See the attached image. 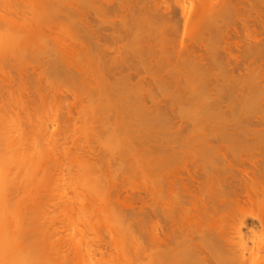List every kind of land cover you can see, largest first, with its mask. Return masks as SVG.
<instances>
[{"label": "bare ground", "instance_id": "bare-ground-1", "mask_svg": "<svg viewBox=\"0 0 264 264\" xmlns=\"http://www.w3.org/2000/svg\"><path fill=\"white\" fill-rule=\"evenodd\" d=\"M5 1H6V3H5ZM11 1L12 0H8V2H7V0H1V3H2L1 6H5V4L8 5ZM23 1L24 0H22V2ZM54 1L55 0H37V2H35L33 0L32 3L30 4V2H29L28 5L25 2L24 6L27 5L28 10L31 9V7H32V10L27 11V13L30 12V14H31L34 10L37 11L40 9H45V10H43V13H46V14L48 13L47 14L48 17L46 19H41V17H40V19L42 21L38 20V23L36 21V18L33 17L32 20H35V21H33L35 25L32 24L30 26L31 30L29 28L30 34L24 33V35L21 36V39H20V36H17V38H16V36H14V34H13V39L10 38L11 36L8 33L9 31L7 32L9 35L7 33H5L4 36H1L3 39L8 38L9 40L12 39V41L8 40L7 43L5 41V44H6L5 45L3 42L4 40L1 39V42H3V43L1 46V42H0V46L2 47V49L0 47V54L3 52L9 53V51L11 49L8 56H10V59L12 60L18 54L17 49H20V51H23L22 53L20 52V55L18 57H15V58L19 59L17 62H16L17 59L15 60V58L13 59V60H15L13 62H11V60H10V62L12 63L11 66L16 67L17 71H19L17 68H19L20 66H17L16 64H15V66H13V64L15 62L19 63L18 65H25L26 64L27 66L32 67V69H34V70L35 69L39 70V68L41 70L43 69L45 71L48 70V72L49 71L51 72L50 74H53L55 76L56 75L58 76L59 74L60 75L64 74V76H65L66 74H68V75H71V79L73 77L76 78V79H72V81L70 79H68L71 81L70 84H72L73 80H75V81L77 80V83L73 82L72 87L74 86V83H76L75 85L77 88L79 86L83 87L84 88L83 91L86 90L85 92H87V90H91L93 92L89 91V92H91L90 94L93 93L94 95H96L98 97L102 96L101 98H103V103H104V100L106 101L105 102L106 104H104L105 110L102 111V113L105 112L102 114L103 116L100 115L101 113H99V114H98V112L96 113V111L94 109L95 106L93 108L95 113L92 109L93 114H95V115L98 114L100 117H102L101 118L102 120L99 118L101 120V123H103L105 120L108 121L109 118H107V117H109V115L115 116L116 119L121 118L120 119L121 122L118 119L117 120L122 124L121 126H123V129H125L123 131L122 128H120V130L123 131V133L125 134V135H123V136H125L123 143L125 144L127 142L129 145L128 144L127 145L125 144V145L127 146L128 149H129V147H131V149H129V150H132V149H135V147H133V145L134 144L136 145V142H139V143H137V145L139 144L138 145L139 148L141 150H144L146 152V154L148 155V159L146 162L144 160L139 161V162H133V164L136 163L135 165H133V167H135L134 173H139L141 178L144 177L147 180L146 183H148L149 187L146 186L147 188L144 189L143 191H140L139 194L135 193V192L130 193L128 191V193H126V198H128V199L130 198V199L134 200V203L136 201V205L138 203L139 207H131L128 214H125V216L122 214L124 217L119 216L121 218V220L126 225V237L129 240H132V243L135 242V247H136L135 249H137V251H135L136 252L135 257L137 259L132 260L130 258L126 264H139L140 262H141L140 264H264V0H117L116 3L118 4V6L112 8V9H109V11L107 9L106 11L113 12V13L115 12V13H118V15H119L120 21H117V20L116 21L120 23L119 25L122 28L123 33H125V35L121 36V32H119L120 29L118 31L119 33L118 32L114 33V34H116V36L113 35L115 37H112V35H111L112 40L114 41V44H115V42H117L119 47L116 46L117 48L114 49L113 48L114 45H113L110 48L106 45L107 43L105 44L106 46H104V48H103V45L99 46L98 42L100 43L101 36L96 34V36L98 38L95 37V33H94L95 31H93V30L90 31L89 29L87 30L86 27L82 26V25H80V27L78 25V27L80 29H82V27L83 28L85 27L84 28L85 30H83L84 32L80 31V35H81V33H83L82 36H80L79 33H77V32L76 33L73 32V38L74 39H76L74 37V35L75 36L79 35L80 37H82V38H77V41H78V39L84 40L86 38L85 41H89V43L91 42L90 44L86 43L87 45L88 44L91 45L92 43L93 44L97 43L95 45V47H93V44L91 45L93 48L88 46L89 47L88 49H86L87 47L82 48L83 46L81 45L80 50H82L84 55L82 57L81 51L79 53V54H81V56L78 55L79 58H82V59L84 58V61L86 62V66L88 65V67H90V69L92 71V76H93V74H95V76H97V77L91 76L93 81H95L96 78L97 79L99 78V81L97 80L99 82L97 84V87H96L97 81L94 82V84H95L94 85L93 83L91 84V82H90L91 78L90 77H89V79L87 78L88 76L86 73L88 71H85L83 68L78 67L77 66L78 64L75 65L76 67H74V65L71 66L73 62L74 63H75V61L77 62L76 59H75V61H73L71 59L73 61L72 63L71 62L69 63V60H66V59L70 58L69 57V54H70L69 48L70 47L59 48L58 45H55L56 41H54L55 42V44H53L54 46L52 44H45L44 45L43 43H45V42H42V43L40 42L38 44V46H36L35 51H34L35 59L33 61V64L30 61V59L28 60L31 62L32 66H31V64H29V65L27 64L28 61H26L25 56H24V58L22 57L23 53H25V51H26V53L29 51V48H26V46H28V42H30L29 39H35V36H36V38H38L37 36L39 34H41L42 29L47 28L51 21L58 19V18H56V17H59V16H57V14H60L61 19H64L63 17L64 16L66 17L68 15L69 11H68V5L66 3L67 1L56 0V1H59L60 4H59V2H54ZM92 2H93V0H92ZM189 2H193V5L190 6ZM55 3H58V5ZM81 3H83V1ZM23 4H24V2L22 3V5L21 4L20 5L23 6ZM103 5H102V7H103ZM58 6L60 7V9H58L59 8ZM80 6L82 7V5H80ZM97 7H99V6H97ZM100 7H101V5H100ZM102 7L100 8L101 10H102ZM105 7H107V6H105ZM1 8H3V7H1ZM25 9H26V7H25ZM46 9H48V10H46ZM71 9L75 10L73 8H71ZM80 9L81 8H79V10ZM104 9H106V8H104ZM104 9H103V11H104ZM57 10H59L60 13H58ZM106 11H104V12H106ZM24 12H26V11L24 10ZM87 12H89V11L87 10ZM23 13H20L21 14L20 16L16 14V16L21 17V16H23ZM79 13H81V12H79ZM107 14H109V13H107ZM107 14H106V16H107ZM0 15H1V13H0ZM3 15L0 16V22L3 21L2 18L6 14L4 16ZM81 15H79V16L81 17ZM103 15L105 16V13ZM118 15H116V16H118ZM16 16H15V18H16ZM79 16H78V18H79ZM6 17L9 19L8 15ZM6 17L4 18V21L2 22L3 24L0 25V30H1L0 34L1 33L3 34V32H4V31L2 32V29H4V27H5L4 22L7 20ZM11 18L12 17H10V20H11ZM26 18H27V15H26ZM68 18H69V16H67V19ZM85 18H86V22H87L88 19H87V17H85ZM99 18H100V16H99ZM71 19H72V17H71ZM82 19L84 20V18H82ZM32 20H31V22H32ZM100 20H102L103 25H106L107 24L106 22H108V19H106V17L105 18L101 17ZM10 22L11 21L6 22V24H8ZM31 22L29 24H31ZM77 22H76V24H77ZM113 22L115 23V21H113ZM113 22L109 21L108 23H110L111 24L110 26L113 27L114 26ZM52 23L53 22H51L50 25H52ZM89 23H87V24H89ZM26 24H27V22H26ZM79 24H80V22H79ZM2 25L4 27H2ZM108 25L109 24H107V26ZM33 27H34V29H32ZM65 27L66 26L64 24L63 28L65 29ZM74 27H77V26H74ZM89 27L87 26V28H89ZM11 28H13V27H11ZM79 28H75V29L78 30ZM66 29H67V27H66ZM91 29H92V27H91ZM112 29H114V28H112ZM7 30H8V28H7ZM85 31L88 33H85ZM65 32H64L63 38H65L66 37L65 35H67V32L66 33ZM84 34H85V37H84ZM109 34H111V33H109ZM6 35L8 37H6ZM117 35H119V37ZM67 36H70V31H68ZM39 37H40V35H39ZM87 38H89V39H87ZM96 38L97 39L100 38L98 42H96L97 41ZM115 38L120 39V41L122 40L121 42L123 44L122 43L119 44L120 41L118 39L115 40ZM17 39H19V41H21L22 39L23 40L25 39L27 41V43L25 42L26 43L25 46H24L25 43L23 44L24 41L23 40L21 41V45L24 46L25 48L20 45V42ZM67 39H68V37H67ZM67 39L65 38L64 42H62V43L65 45H69V44H67V41L69 39L68 40ZM74 39H73V41H71V37H70L69 41H70V45H72L73 42H75L76 45H72V47L74 48V46H75V48H76L75 51H76L77 49L79 50L78 45L80 46V43H81L80 41H82V40L78 41V43H77ZM94 39H96V40H94ZM127 39H129V40L124 44L125 40H127ZM13 40L17 43L13 42ZM109 42H112V41L110 40ZM83 44H84V46H86L84 42H83ZM14 45H17V46H14ZM19 45L22 48L18 47ZM48 45L49 46L51 45L50 46L51 48H49ZM3 46H5V47H3ZM54 47L57 50H54ZM4 48H5V50H4ZM7 49H8V51H7ZM12 49H13V51H16V52H12ZM30 50H33L32 46H30ZM70 50H72V49H70ZM73 50L71 52H73ZM38 51L41 53H39ZM54 51H56V52H54ZM77 51L75 54L78 53ZM107 52L108 53L114 52L113 53L114 56L109 57L111 55V53L108 56ZM26 53L24 55H26ZM8 56L6 55L4 58H8ZM12 56H14V57L12 58ZM1 58L3 60V56H1ZM31 58L33 59V55ZM8 59H4V61H7ZM23 59L26 62L25 61L23 62ZM2 60L0 59V62ZM8 61L6 63H8ZM10 62L7 65L10 66ZM65 62H67L69 65H66L67 63H65ZM1 63H3L5 66H7L5 62H1ZM95 64H97L96 65L97 67H95ZM4 65H3V67H4ZM0 66H1V64H0ZM0 68H2V67H0ZM21 68H19V69H21L23 72L30 71V70H26V69H25L26 71H24L23 66H21ZM4 69H7V68L5 67ZM2 71H3V68H2V70H0V72L2 73ZM7 71H9V70H7ZM22 71H20V72H22ZM31 72H28V73H31ZM35 73H36V71H35ZM39 73L41 75L42 71L38 72V74ZM2 74H6V71H5V73H2ZM11 75L12 74L10 73V77H11ZM24 75H25V73H24ZM26 75L28 76L29 74H26ZM40 75H38V76H40ZM60 75H59V77H60ZM90 75L91 74H89V76ZM8 78H9V76H8ZM21 78H23V77H21ZM43 78H44V76H43ZM69 78H70V76H69ZM37 79H39V78H37ZM51 79H52V76H51ZM9 80H10V78H9ZM18 80H19V78H18ZM26 80H27V77H26ZM26 80H25V82H27ZM41 80H43V79H41ZM49 80H50V78H49ZM61 80H63V79L61 78ZM66 80H67V78H66ZM3 81L6 82L5 80H3ZM23 82L24 81H21L20 84H22ZM54 82L55 83H53V84L55 85L57 81L55 80ZM59 82H61V81H59ZM78 82L80 83L79 86H77ZM29 83H30V80H29ZM20 84H18V85L22 86ZM24 84L27 85V83H24ZM24 84L22 87L23 88L27 87ZM47 85H46V87H47ZM51 85H49V86H51ZM92 85H94L96 89L93 88L94 86H92ZM1 86L3 87L5 85L2 84ZM91 86L93 89L91 88ZM6 87L7 86H5V88ZM8 87L10 88V86H8ZM16 87H17V84L15 85V88ZM33 87H34V85H33ZM54 87H56V86H54ZM54 87L52 90H54ZM67 87L70 88L71 86L67 85ZM9 88H7V90ZM12 88L14 89V87H12ZM12 88H11V91H12ZM23 88L22 89L19 88V90H25ZM59 88H57V89H59ZM69 88H68V91H69ZM42 89H43V87H42ZM75 90H76V88L74 89V93H73L74 94L73 95L74 100L76 98L75 93L79 91L78 90L75 92ZM11 91L8 90L7 93L11 92ZM16 91H17V89H16ZM26 91L31 92V89L30 90L27 89ZM57 91H59V90H57ZM61 91H62V89H61ZM1 92L2 91H0V93ZM66 92H67V90H66ZM69 92L71 94L70 96H72L71 90ZM7 93L4 94L5 96L2 95V98L9 96V93H8V95H7ZM17 93H19V91ZM26 94H27V92H26ZM66 94L69 95V93H66ZM79 94H81V93H79ZM82 94H81V96H82ZM90 94H88V95H90ZM93 94L90 95L89 97H88V95L86 96L84 94L83 97L86 96L88 99L90 97H92L94 99L96 96H94ZM77 95H78V93H77ZM112 95H114V96H112ZM12 96H14L13 93H12ZM70 96H69V98H70ZM18 97H19V95H18ZM39 97L41 98V96H39ZM77 97L80 98L79 96H77ZM2 98H1V100H2ZM10 98H13V97H10ZM58 98H59V96H58ZM63 98H65V97H63ZM83 99H86V98H82L81 100H83ZM13 100L16 101L15 98ZM5 101L3 103H5ZM25 101H26V98H25ZM7 102L8 101H6V103ZM76 102L72 101L71 104L75 105ZM122 102H124L125 104L123 105ZM18 103H20V102H18ZM18 103H16V106ZM58 104H59V102H58ZM96 104H97V102H96ZM69 105H70V103H69ZM74 105H72V106H74ZM115 105H119L118 108H117V106L115 107ZM122 105L123 106L126 105V109L125 108L123 109ZM16 106H15V109H16ZM62 106H63V104H62ZM56 107H57V105H56ZM114 107L117 108L116 111H114V109H115ZM62 108H60V109H62ZM67 108H68V106H67ZM106 108L108 109V111ZM120 108H122V109H120ZM24 109L26 110L25 106H24ZM65 109H66V107H65ZM69 109H70V107H69ZM102 109H103V107H102ZM27 110H28V108H27ZM122 110H124V111L122 112ZM92 111H91V113H92ZM8 112H9V107H8ZM11 113H12V111H11ZM59 113H60V111H59ZM59 113L56 116H58ZM62 113H63V111H62ZM88 113H89V111H88ZM93 114H92V116H93ZM95 115H94V117H95ZM8 116H10V115H8ZM56 116L54 118H57ZM67 117L70 118V121H71V119L73 120L75 118V117L73 118L71 112H69V116L67 115ZM60 118L63 121V119H62L63 116L61 117V115H60ZM96 118L98 119V117H96ZM116 119H115V121H116ZM59 120H57V122ZM61 120H60V122H61ZM46 121L47 120H45L44 122H46ZM93 121H95V123H96V120H93ZM135 121L136 122L139 121L138 124H140L141 127L140 126L138 127V125H136L134 123ZM66 122L64 123L65 126L68 124ZM119 122H117V124L116 123L115 124L119 125L118 124ZM129 122H131L132 129L136 128L135 129V134H136L135 137L137 139H135V140H133L134 136L133 137L131 136V138L129 136H127V134H128L127 131L130 128ZM37 123H39V121ZM101 123H99L97 125L99 128L96 129L94 127L95 128L94 131L101 128V126H100ZM64 124H62V125L60 124V125L63 126ZM107 124H108V122H107ZM39 125H41V124H39ZM44 125H45V123H44ZM20 127H23V126L20 125ZM103 127L104 126H102V128ZM112 128H114V127H112ZM112 128L109 127L108 129H112ZM115 128L117 129V127H115ZM115 128H114L113 132L116 131ZM62 129L65 130L63 127H62ZM105 129L107 132V127L106 128L104 127L103 130H105ZM3 130H4V128L1 130V132ZM10 130H11V128H10ZM72 130H70V128H69V132ZM75 130H77V129H75ZM130 130H131V128H130ZM12 131H14V130H12ZM34 131H36V130H34ZM54 132H55V130H54ZM103 132H105V131H103ZM131 132L134 133V130H131ZM2 133H0V136H1L0 138L2 139V141L4 140V142L6 141V144L8 143V145H11L12 144L11 141H10V143L7 141L11 140L9 138L11 137L13 132H10L11 135L9 134V132L3 133V134ZM32 133H31V135H32ZM40 133H41V131H40ZM63 133H64V131H63ZM7 134H9V135H7ZM49 134H50V132H49ZM67 134L68 133H66L65 136L67 137V140H68L69 136H67ZM101 134H100V136H101ZM61 135H62V133H61ZM96 135L97 134H95V136ZM38 136L39 135H37L35 137L37 138ZM12 137H14V136H12ZM66 137H65V139H66ZM127 137H129L128 141H125L127 139ZM43 138H44V136H43ZM47 138H49V136ZM51 138H52V136H51ZM51 138H49V139H51ZM73 138H74V135H73ZM98 138H99V136H98ZM121 138H122V136H121ZM1 139H0V142H2ZM129 139H130V142H129ZM31 140H33V139H31ZM31 140H30V143H31ZM61 140L64 141V139H61ZM132 140H133V142L135 141V143L132 144L131 143ZM136 140H138V141H136ZM25 141H26V139H25ZM46 141H47V139H46ZM36 142H37V140H36ZM38 142H40V141H38ZM42 142H43V140L40 142V144ZM34 143H35V140H34ZM6 144L4 143V145H6ZM57 144H58V139H57L56 145ZM64 144H65V142H64ZM26 145H27V143H26ZM98 145H97V147H98ZM35 146H37V145H35ZM23 147H22V149H23ZM26 147H28V146H26ZM91 147H92V145H91ZM123 147H121V148H123ZM76 148H77V146H76ZM76 148L74 147L73 149H76ZM127 148H126V150H124V152L128 151ZM139 148L137 147V149H139ZM22 149H19V151ZM59 149H61V148H58V150ZM120 150L122 152V149H120ZM141 150H139L140 153H141ZM4 151H5V149H4ZM86 152L87 153L91 152V149H86ZM94 152H95V150H94ZM118 152H120V151H118ZM17 153H19V152L17 151ZM17 153H15V154H17ZM21 153H23V152H21ZM127 153L130 154V152H127ZM100 154H102V153H100ZM89 155H91V154H89ZM112 155H114V154H112ZM97 156H98V154H97ZM102 156H104V155H102ZM118 156H117V158H118ZM85 158H87V157H85ZM129 158L130 157H128V160H130ZM27 159H29V158H27ZM110 159H111V157H110ZM120 159H123V158L120 157ZM80 160H81V158H80ZM117 160L119 162H122V160H119V159H117ZM112 161L115 162V158H114V160L112 159ZM132 161H134V160L132 159ZM26 162L28 163V161H26ZM93 162H94V160H93ZM89 163L90 162H88V164ZM124 163H127V162H125L123 160L122 166ZM99 164H101V163L99 162ZM63 165H65V164H63ZM90 165H92L91 168L93 167L94 172L96 169L97 170L99 169L98 164L93 163ZM124 166L126 167V165H124ZM123 167L121 168V171L123 170ZM125 167H124V169H125ZM128 167H131V169L133 170V167L130 164V161L127 165V168ZM59 169H60V167H59ZM108 169L110 170V167ZM99 170H101V169H99ZM130 170L128 169L127 171H124L125 173L124 172L123 173L126 174L129 172V175H130ZM3 172H2V174H4ZM74 172H76V171H74ZM94 172H92V174ZM103 172H104V170H103ZM112 172H114V171H112ZM118 172H117V177H118ZM114 175H115V173H114ZM135 175L133 174V176H135ZM23 176H21V177H23ZM79 176H80V174H79ZM107 176H108V174H107ZM119 176H120V174H119ZM112 177H114V176H112ZM136 177H134V178H136ZM141 178H139L138 180H140ZM10 179H11V177H10ZM45 179H44V181H45ZM12 180H11V182H12ZM46 180H48V179H46ZM113 180H114V178H113ZM119 180H120V178H119ZM119 180H118V182H119ZM21 181L24 182V181H26V179L21 180ZM73 181H75V180H73ZM107 181H109V180H107ZM110 181H111V179H110ZM16 182L17 181L14 180L15 184H16ZM146 183H145V185H146ZM24 184H25V182H24ZM39 185L40 184L38 183V186ZM20 186H18V187H20ZM25 186H28V185H25ZM122 187H125V186H122ZM122 187L120 189H124ZM12 188L17 190V188H15L13 186H12ZM25 188H27V187H25ZM21 189H23V188H21ZM9 190H11V189H8V191ZM27 190H28V188H27ZM83 191H85V190H83ZM73 192H75V191L73 190ZM77 192H75V194ZM120 192H122V191L118 190L116 192V194L114 193L116 195L115 198H117L116 199L117 202L120 201V199H119L120 198L119 196L121 195ZM11 193H13V191H11ZM9 195L12 196V194H9ZM23 195L24 194H22V196ZM86 195H87V193H86ZM11 196H9L10 198L7 200V203L9 204V206H8V204L6 205V203H5L6 209L8 207V210L11 207V203L12 202L14 203L15 199L17 198V195H15V193L12 196L13 200L11 199ZM14 196H16V198ZM61 196H62V194H61ZM101 196H102V194H101ZM105 196H106L107 202L111 201L110 195L105 193L104 198H105ZM122 196H124V195H122ZM87 197H88V195H87ZM96 197H97V195L94 198H96ZM126 198H124V199H126ZM19 199H18V202H19ZM9 200H12V202L11 201L9 202ZM87 200L89 201V204H92L93 203L92 201L96 202L95 199L89 200V198H87ZM82 201H85V200H81V202ZM106 201H104V202H106ZM73 202H74V200H73ZM13 203H12V205H13ZM41 203H43V202H41ZM126 203H128V202H126ZM87 204H88V202H87ZM87 204L85 203V205H87ZM88 205L85 206L84 208L86 209L88 207L89 209H92V210L95 209V207L93 206L94 204H92L93 208L91 206L89 207ZM97 205L99 206V204H97ZM106 205H104V206L106 207ZM72 206H73V204H72ZM18 207L16 208V210L21 208L20 206H18ZM69 207H68V209H69ZM109 207H110V205H109ZM100 208H101V206H100ZM3 209H4V207H3ZM85 209H83V211ZM5 210H2V211L4 212ZM8 210H7V215H8ZM16 210L13 212H16ZM100 210H103V208ZM105 210L107 211V207L105 208ZM30 211H31V209H30ZM75 211H77V210H75ZM3 212L1 213V215L4 214ZM100 212H102V211H100ZM22 213H24V212L22 211ZM107 213H108V211H107ZM110 214L111 213H108L107 215L110 216ZM112 214L114 216H116L114 210H113ZM20 215H17V216H20ZM87 215H88V213H87ZM107 215H106V218H107ZM7 218H8V216L6 217V220H7ZM88 218H87V220H88ZM32 219L33 218H31V220ZM100 219H104V217L100 218ZM114 219H115V217H114ZM31 220H30V222L28 221V223L30 225H31ZM34 220H37V219H34ZM108 220H111L110 217L107 218L106 221H108ZM8 221H9V219H8ZM73 221H76V220H73ZM81 221H83V220H81ZM106 221H104V222H106ZM17 223H18V221L15 222L16 226L18 227V224H21L23 222L18 223V224ZM107 223H106V225H108ZM6 224H4V225H6ZM15 224H14V226H15ZM40 225H42V224L40 223ZM22 226L23 225L19 226L20 230H21ZM26 226H27V224L24 226V228H26ZM36 226H37V224H36ZM94 226L93 227L91 226V227L94 228ZM33 227L36 229L35 226H33ZM119 227H120V225H119ZM11 228H12V225H11ZM20 230H17V231H20ZM26 230H28V228ZM65 230H67V229H65ZM1 231H3V227H2V230L0 228V232ZM96 231H97V229H96ZM7 232H9V231H7ZM66 232H70V231H66ZM14 233H12V235L13 236L15 235L16 237H18V235H16V233L15 234ZM20 233H19V235L21 238ZM25 233H27V231H25ZM31 233L29 232L30 236H31ZM64 233H60V234H64ZM75 233H77V232H75ZM120 233H122V232H120ZM4 234H5V232H4ZM36 234H37V232H36ZM6 235L7 234H5V236ZM13 236H11V237L13 238ZM27 236L29 238V235L26 234V237ZM1 239L4 240V238H2V237H1ZM5 241H7V239ZM15 241H17V239ZM29 241H30V239H29ZM109 241H111V240H109ZM18 243H21V242L19 241ZM25 243L26 242H24V244ZM35 243H36V241H35ZM96 243H98V242H96ZM105 243H108V242L105 241ZM6 244H8V243H6ZM32 244H33V242H32ZM110 244H111V246H113L112 245L113 241H111ZM102 246L104 247L105 245H102V243H100V245L97 248L96 247L95 248L98 249V251H100ZM89 247H91V246H89ZM106 247L109 248V246H106ZM17 248H19V247H17ZM62 249H63V247H62ZM15 250H17V249H15ZM23 250L26 251L25 249H23ZM141 251H143V252L141 253ZM90 252H91V249H90ZM0 253L2 254V251H0ZM3 253H6V252L3 251ZM18 253H19V251H18ZM20 253H21V251H20ZM25 255H26V253H25ZM94 255H96V254H94ZM10 256L13 257L12 255H10ZM21 256H22V254H21ZM57 256L61 257L60 253L58 255H56L55 257H57ZM74 257H75V255H74ZM77 257H78V254H77ZM99 258H100V256H99ZM1 259L4 260L3 257ZM1 259H0V263L4 264ZM6 259H5V261H6ZM36 259H38V258H36ZM55 259L53 258L51 260L54 262L52 264H55V262H58V264L59 263L64 264V262L62 260V259H64V256H63V258L57 257V259H58L57 261H55ZM68 260H69V258L67 260H65V262ZM137 260H140V262ZM12 261H13V259H12ZM12 261H10V263H8V264H11V263L13 264ZM21 261H20V263H21ZM39 261H40V259H39ZM82 261H83V259H82ZM36 262H37V260H36ZM87 262H85V264H87ZM6 263H7V261H6ZM22 264H24V263H22ZM66 264H68V263H66Z\"/></svg>", "mask_w": 264, "mask_h": 264}, {"label": "rangeland", "instance_id": "rangeland-1", "mask_svg": "<svg viewBox=\"0 0 264 264\" xmlns=\"http://www.w3.org/2000/svg\"><path fill=\"white\" fill-rule=\"evenodd\" d=\"M21 3H20V2ZM29 0H24L23 2H24V4H23V6H21L22 5V0H12L8 5L7 4H5V6H1L2 5V3H1V0H0V6L1 7H3V8H1L0 9V13H1V15L0 16H2L3 14L5 15H3L4 17L2 18L3 19V21H4V18L8 15V17H9V19L6 17V21L4 22L5 24H4V26L2 25V27H4V29H2V32H3V34L1 33L0 34V42H1V39L2 40H4L3 42H4V44H5V41H6V43H7V41L9 40L8 38H6V37H8L7 35H6V39H3L1 36H4V34L5 33H7L8 31V33L10 34V38H12L13 39V34H14V36H16V38H17V36H20V39H21V36H23L24 35V33L25 34H30L29 33V31L31 30V25L32 24H34V22L33 21H35V20H32L33 19V17H35L36 18V21H37V23H38V20H41V19H46L48 16H47V14L46 13H43V10H45V9H40V10H37V11H33L31 14H30V12H28L27 13V11H29V10H32V7H31V9H29L28 10V8H27V5L29 4V2H30V4L32 3V1L33 0H30L29 2H28ZM35 2H37V0H34ZM59 1H62V0H59ZM59 1H54V2H59ZM65 1H67L66 3H67V5H68V15L67 16H69V18L67 19V16L65 17H63L64 19H61L60 18V14H57V16H59V17H56V18H58V19H55L54 21H51V22H53L52 23V25H50V23H49V26L47 27V28H44V29H42V32H41V34H39L40 35V37H39V35L37 36L38 38H36V36H35V39H29V41L30 42H28V46H26V48H29V51L26 53V51H25V53H26V55H24L25 53H23V58H24V56H25V59H26V61H28L29 59H30V61L32 62V64H33V61H34V59H35V53H34V51H35V48H36V46H38V44L41 42H45V43H43L44 45L45 44H55V42L54 41H56V44L55 45H58V47L59 48H61V47H70L69 48V59H66V60H69V63L71 62H73V61H75V59L77 60V62L75 61V63L73 62L72 63V65L71 66H73L74 65V67H76L75 65H77L78 67H80V68H83L85 71H88L86 74H87V78L89 79V77L91 78V76H92V71H91V69H90V67H88V65L86 66V62L84 61V58L82 59V58H79L78 57V55H80L81 56V54H79L80 53V51H81V53H82V57H83V55H84V53L82 52V50H80V47H81V45L83 46L82 48H85V47H87L86 49H88L89 47H92L91 45L93 44H91V45H89L90 43H89V41H85V39L84 40H82V39H78V41H80V40H82V41H80L79 43H80V46L78 45V48H79V50L77 51L78 53L77 54H75L76 53V51H75V46H74V48L72 47V45H76L75 44V42H73V44L72 45H70V37H71V41H73V32H77V33H79V35H80V31H83V30H85L84 28L86 27V29L88 30H90V31H95L94 33H95V37H97L96 36V34L97 35H100L101 36V39H100V43L98 42L99 41V39H97V41L96 42H98V44H99V46L100 45H103V48H104V46H108V47H112L113 45V48L115 49V48H117L116 46H118V44H117V42H115V44H114V41L112 40V37H115L116 36V34H114V33H117L118 31H119V29H120V31L119 32H121V36H123V35H125V33H123V30H122V28L120 27V23L119 22H117V21H120V18H119V15H118V13H113V12H108L109 11V9H112V8H114V7H117L118 6V4L116 3L117 2V0H93V2H92V0H65ZM83 1V3H81ZM85 1V2H84ZM90 1V2H89ZM99 1V2H98ZM107 1V2H106ZM4 2V1H3ZM7 2H8V0H7ZM25 2H26V6H24L25 5ZM28 2V3H27ZM53 2V3H54ZM92 2V3H91ZM109 2V3H108ZM5 3H6V1H5ZM77 3V4H76ZM100 3V4H99ZM104 5H103V4ZM190 4V6L191 5H193V2H189ZM192 3V4H191ZM21 4V5H20ZM55 4H57L58 5V3H55ZM59 4H60V2H59ZM94 4V5H93ZM107 4V5H106ZM117 4V5H116ZM80 5H82V7L80 6ZM90 5V6H89ZM93 5V6H92ZM100 5H101V7H102V5H103V7H102V10L100 9L101 7H100ZM114 5V6H113ZM97 6H99V7H97ZM105 6H107V7H105ZM113 6V7H112ZM24 7V8H23ZM25 7H26V9H25ZM30 7V6H29ZM59 7V6H58ZM73 8V9H75V10H72L71 8ZM76 7V8H75ZM79 8H81L80 10H79ZM88 8V9H87ZM96 8V9H95ZM104 8H106V9H104ZM23 9V10H22ZM58 9H60V7L58 8ZM103 9H104V11H106L107 9H108V11H106V12H104L103 11ZM24 10L26 11V12H24ZM46 10H48V9H46ZM71 10V11H70ZM82 10V11H81ZM87 10L89 11V12H87ZM101 10V11H100ZM24 13H23V12ZM42 11V12H41ZM75 11V12H74ZM100 11V12H99ZM40 12V13H39ZM46 12V11H45ZM48 12V11H47ZM57 12L58 13H60L59 12V10H57ZM79 12H81V13H79ZM87 12V13H86ZM105 13V16L103 15L104 13ZM19 13V14H18ZM20 13H23V16H21V17H19L21 14ZM39 13V14H38ZM72 13V14H71ZM97 13V14H96ZM100 13V14H99ZM107 13H109V14H107ZM113 13V14H112ZM16 14L17 15H19V16H16ZM46 14V15H45ZM74 14V15H73ZM83 16H82V15ZM85 14V15H84ZM106 14H107V16H106ZM118 15V16H116V15ZM26 15H27V18H26ZM34 15V16H33ZM79 15H81V17L82 18H84V20L79 16ZM97 15V16H96ZM111 15V16H110ZM15 16H16V18H15ZM76 16V17H75ZM78 16H79V18H78ZM99 16H100V18L101 17H103V18H105L106 17V19H108V22L110 21V22H113V21H115V23L117 24H115L114 22V26L112 27V26H110L111 24L110 23H108V22H106L107 24H109L108 26H107V24L106 25H103V22H102V20H100V18H99ZM116 16V17H115ZM10 17H12L11 18V20H10ZM18 17V18H17ZM40 17H41V19H40ZM55 17V16H54ZM71 17H72V19H71ZM85 17H87V22H86V18ZM112 19H111V18ZM114 17V18H113ZM16 20H15V19ZM24 18V19H23ZM66 18V19H65ZM98 18V19H97ZM27 19V20H26ZM60 19V20H59ZM71 19V20H70ZM81 21H80V20ZM111 19V20H110ZM119 19V20H118ZM31 20H32V22H31ZM79 20V21H78ZM117 20V21H116ZM2 21V22H3ZM9 21H11L10 23H8V24H6V22H9ZM14 21V22H13ZM27 22V24H26V22ZM42 21V20H41ZM78 21V22H77ZM106 21V20H105ZM2 22H0V25L1 24H3ZM25 22V23H24ZM31 22V24H29ZM40 22V21H39ZM76 22H77V24H76ZM79 22H80V24H79ZM90 22V23H89ZM13 23V24H12ZM15 23V24H14ZM87 23H89V24H87ZM105 23V22H104ZM29 24V25H28ZM64 24H65V26L67 27V29H66V27H65V29L63 28L64 27ZM84 24V25H83ZM101 24V25H100ZM28 25V26H27ZM35 25V24H34ZM33 25V26H34ZM63 25V26H62ZM77 26V27H74V26ZM78 25H79V27H80V25H82V26H85L84 28L82 27V29H80L79 27H78ZM89 27V28H87V26ZM10 26V27H9ZM71 26V27H70ZM8 28V30H7V28ZM11 27H13V28H11ZM35 27V26H34ZM34 27L32 28V29H34ZM51 27V28H50ZM73 27V28H72ZM91 27H92V29H91ZM109 27V28H108ZM116 27V28H115ZM11 28V29H10ZM29 28H30V30H29ZM50 28V29H49ZM64 30H63V29ZM75 28H79L78 30L77 29H75ZM112 28H114V29H112ZM67 32V35H68V31H70V36H67V35H65L66 37V39H67V37H68V41H67V44H69V45H65V44H63L62 42H64V39L65 38H63L64 37V32ZM74 30V31H73ZM86 30V31H87ZM116 30V31H115ZM85 31V33H88V32H86ZM89 31V32H90ZM0 32H1V30H0ZM65 32V33H66ZM72 32V33H71ZM84 32V31H83ZM118 32V33H119ZM7 33V34H8ZM109 33H111V34H109ZM8 34V35H9ZM17 34V35H16ZM43 34V35H42ZM79 35H77V36H75L74 35V37L76 38V39H74L77 43H78V41H77V38H82V37H80V36H82L83 35V33H81V35L79 36ZM111 35H112V37H111ZM113 35H115V36H113ZM79 36V37H78ZM87 36V35H86ZM99 36V37H100ZM118 37H119V35H117ZM84 37H85V34H84ZM88 37V36H87ZM104 37V38H103ZM110 37V38H109ZM49 38V39H48ZM107 38V39H106ZM12 39H10L9 41H12ZM52 39V40H51ZM54 39V40H53ZM87 39H89V38H87ZM96 39H94V40H96ZM118 38H115V40H117ZM18 41H19V39H17ZM23 40V39H22ZM21 40V41H22ZM112 41V42H109V41ZM119 41H120V39H118ZM129 39H127V40H125V42H124V44L128 41ZM21 41H19L20 42V45H21ZM24 42H23V44L26 42L27 43V41L24 39L23 40ZM52 41V42H51ZM118 41V42H119ZM122 41V40H121ZM119 42V44L120 43H122V42ZM3 42H1V46H2V43ZM13 42H15L14 40H13ZM83 42L85 43V45L86 46H84V44H83ZM104 42V43H103ZM15 43H17V42H15ZM26 43L24 44V46L26 45ZM58 43V44H57ZM72 43V42H71ZM86 43H89L88 45L86 44ZM107 43V44H106ZM11 44V43H10ZM97 44V43H96ZM95 43L93 44V47H95V45H96ZM106 44V45H105ZM109 44V45H108ZM123 44V43H122ZM6 45V44H5ZM9 45V44H8ZM13 45V44H12ZM18 46V47H21V46ZM62 45V46H61ZM0 46V47H1ZM14 46H17V45H14ZM13 46V47H14ZM24 46H22V47H24ZM30 46H32L33 47V50H30ZM51 46V45H50ZM49 45H48V47L49 48H51ZM54 46V45H53ZM52 46V47H53ZM89 46V47H88ZM3 47H5V46H3ZM10 47V46H9ZM21 47V48H22ZM77 47V46H76ZM92 47V48H93ZM119 47V46H118ZM15 48V47H14ZM25 48V47H24ZM23 48V49H24ZM112 48V49H113ZM1 49H2V47H1ZM17 49V48H16ZM22 49V50H23ZM70 49H74L73 50V52H71L72 50H70ZM85 49V50H86ZM4 50H5V48H4ZM3 50V51H4ZM54 50H57L55 47H54ZM60 50V49H59ZM7 51H8V49H7ZM10 51H11V49H10ZM10 51H9V53H10ZM12 52H16V51H13V49H12ZM11 52V53H12ZM20 52L22 53L23 51H20V49H17V56H15V57H18L19 55H20ZM39 52V51H38ZM37 52V53H38ZM54 52H56V51H54ZM4 53V54H3ZM3 53H1L0 54V59L2 60V58H1V56H3V60L1 61V62H7L8 60V63H6V65L7 64H9V62H10V56H8L9 55V53H5V52H3ZM39 53H41V52H39ZM110 53L111 52H107V55L109 56L110 55ZM114 52H112L111 53V55L109 56V57H113L114 56V54H113ZM15 54V55H16ZM74 54V55H73ZM8 56V58H4L5 56ZM14 55V54H13ZM22 55V54H21ZM32 55H33V59L31 58L32 57ZM37 56V55H36ZM39 56V55H38ZM14 56H12V58H13ZM14 57V58H15ZM29 57V58H28ZM13 58V59H14ZM28 58V59H27ZM78 58V59H77ZM4 59H8L7 61H4ZM11 60V62H13V61H15L17 58H15V60ZM73 61H72V60ZM19 59H17L16 60V62L18 61ZM21 60V59H20ZM25 60L23 59V62H24ZM25 61V62H26ZM30 61H28V65L29 64H31V62ZM0 62V64H1V66L0 67H2L3 68V71H2V73H5V71H6V74H2L1 72H0V84L2 85H5V86H7L6 88H5V86H1L0 85V91H2L4 94H6L7 93V91L8 90H10L11 91V88L12 87H14V89L12 88V93H13V95L14 96H12V93L11 92H8L9 93V96H7V97H3L2 98V95L3 96H5L2 92L0 93V133H8L9 132V134H10V132H13L12 133V135H11V137L12 136H14V137H10L9 139H11V140H9V141H7V142H9L10 143V141H11V145H8V143L6 144V141L4 142V140L2 141V139H1V141L2 142H0V228H1V230H2V227H3V231H1L0 232V251H2V254L0 255V257L2 258L3 257V259L4 260H2L1 258V260L3 261V263L4 264H8V263H10V261H12V259H13V264L15 263V264H22V263H24V264H52V263H54L53 261H51L53 258L55 259V261H57L58 259H57V257L58 258H63V256H64V259L65 260H67L68 258H69V260L68 261H66L65 262V260L64 259H62L63 260V262H64V264H66V263H68V264H85V262H87V264H126L127 262H128V260L131 258L132 260L134 259V260H136L137 258L135 257V251H137V249H135L136 247H135V242H133L132 243V240H129L127 237H126V225H125V223L121 220V218L120 217H124L125 216V214H128L129 213V211H130V208L131 207H139L138 205V203H137V205H136V201H135V203H134V200H132V199H128V198H126V193H128V191L131 193H133V192H135V193H138L139 194V192L140 191H143L144 189H146L147 187H149V185H148V183H146L147 182V180L144 178V177H140V174L139 173H134V168L135 167H133V165H135V164H133V162H139V161H142V160H144L145 162L147 161V159H148V155L146 154V152L144 151V150H141L140 148H139V144L137 145V143H139V142H136V145L134 144L133 145V147H135V149H132V150H129V149H131V147H129V149L127 148V142L124 144L123 142V140L125 139V136H123V135H125L124 133H123V131L125 130V129H123V126H121L122 124L120 123L121 121H120V119L121 118H117L116 119V117L115 116H110L109 115V117H107V118H109L108 119V121H106L105 119V121L103 122V123H101V118L102 117H100L98 114L99 113H101L100 115L101 116H103L102 114L103 113H105V112H103L102 113V111L103 110H105L104 109V104H106L105 102V100H104V103H103V98H101L102 96H96V95H94L93 93V95L94 96H96L94 99L92 98V97H90L89 99L86 97L88 94H90L91 92H93V91H91V90H87V92H85V91H83V87H80L79 85H80V83L78 82V84H77V86H79L78 88L76 87V83H77V80L75 81V80H73V82H76V83H74V86L72 87V85H73V82H72V84H70L71 83V81H72V79H76V78H72L71 79V75H68V74H66L65 76H64V74L63 75H60V77H59V75L57 76H55V75H53V74H50L51 72L49 71L48 72V70H41L40 68H39V70L38 69H32V67H29V66H27L26 64V66L25 65H18L19 63H14L13 64V66H15V64L17 65V66H20L19 68H21V66H23V70L24 71H26V70H30V71H28V72H31V73H28L27 71L26 72H23L21 69H19V68H17L19 71H17L16 70V67H12L11 66V62H10V66L9 65H7V66H5L3 63H1ZM65 63H67V62H65ZM32 64H31V66H32ZM82 64V65H81ZM3 65H4V67H3ZM66 65H69L68 63L66 64ZM97 64H95V67H97L96 66ZM7 68V69H4V68ZM2 68H0V70H2ZM14 68V69H13ZM13 69V70H12ZM26 69V70H25ZM78 69V68H77ZM82 69V70H83ZM7 70H9V71H7ZM34 70V71H33ZM93 70V69H92ZM20 71H22V72H20ZM35 71H36V73H35ZM42 71V73H41V75H40V73L38 74V72H41ZM44 71V72H43ZM84 71V72H85ZM100 71V70H99ZM34 72V73H33ZM48 72V73H47ZM96 72V71H95ZM10 73L12 74L11 75V77H10ZM24 73H25V75H24ZM23 74V75H22ZM26 74H29L28 76L26 75ZM35 74V75H34ZM43 74V75H42ZM89 74H91L90 76H89ZM31 75V76H30ZM38 75H40V76H38ZM46 75V76H45ZM48 75V76H47ZM97 75V74H96ZM8 76H9V78H10V80H9V78H8ZM27 77V80H26V77ZM30 76V77H29ZM35 76V77H34ZM42 76V77H41ZM43 76H44V78L46 79H44L43 78ZM51 76H52V79H51ZM62 76V77H61ZM69 76H70V78H69ZM14 77V78H13ZM19 78V80H18V78ZM21 77H23V78H21ZM57 77V78H56ZM92 77H97V76H95V74H93V76ZM2 78V79H1ZM4 78V79H3ZM6 78V79H5ZM14 80H13V79ZM21 78V79H20ZM25 78V79H24ZM31 78V79H30ZM35 78V79H34ZM37 78H39V79H37ZM43 79V80H41V79ZM49 78H50V80H49ZM61 78L63 79V80H61ZM65 78V79H64ZM66 78H67V80H66ZM24 79V80H23ZM30 80V83H29V80ZM58 79V80H57ZM68 79H70V80H68ZM3 80H5L6 82H4ZM8 80V81H7ZM13 80V81H12ZM25 80L27 81V82H25ZM57 81L56 82V84L54 85L53 83H55L54 81ZM99 81V78L97 79H95V81ZM11 81V82H10ZM16 81V82H15ZM21 81H24L22 84H20L21 83ZM46 81V82H45ZM59 81H61V82H59ZM64 81V82H63ZM95 81H93V79L91 78L90 79V82H91V84L93 83L94 84V82ZM96 82V87H97V84L99 83V82ZM2 82V83H1ZM67 82V83H66ZM5 83V84H4ZM13 85H12V84ZM24 83H27V85L26 84H24ZM45 83V84H44ZM48 85H47V84ZM63 83V84H62ZM11 84V85H10ZM17 84V87L15 88V85ZM18 84H20V85H22L23 86V84L25 85V86H27V87H25V88H23L22 86H19ZM53 86H52V85ZM61 84V85H60ZM32 85V86H31ZM33 85H34V87H33ZM46 85H47V87H46ZM49 85H51V86H49ZM67 85L68 86H71L70 88L69 87H67ZM95 85V84H94ZM94 85H92V86H94ZM8 86H10V88L8 87ZM29 86V87H28ZM54 86H56V87H54ZM66 88H65V87ZM92 86H91V88H92ZM40 87V88H39ZM42 87H43V89H42ZM50 87V88H49ZM52 87V88H51ZM53 87H54V90H52L53 89ZM62 89V91H61V89ZM63 87V88H62ZM2 88V89H1ZM4 88V89H3ZM7 88H9L8 90H7ZM19 88L20 89H25V90H19ZM57 88H59V89H57ZM68 88H69V91L71 90V93H72V96H70L71 94H70V92L68 91ZM76 88V90H75V92L76 91H78V92H76L75 94H76V98H75V100L77 101H75L73 98H74V89ZM80 88V89H79ZM93 88H95V86L93 87ZM92 88V89H93ZM16 89H17V91H16ZM30 90L31 89V92H29V91H26V90ZM38 89V90H37ZM41 89V90H40ZM56 89V90H55ZM67 90V92H66V90ZM96 89V88H95ZM5 90V91H4ZM33 90V91H32ZM47 90V91H46ZM57 90H59V91H57ZM73 90V91H72ZM81 90V91H80ZM19 91V93H17ZM89 91H91V92H89ZM26 92H27V94H26ZM36 92V93H35ZM40 92V93H39ZM45 92V93H44ZM61 92V93H60ZM65 92V93H64ZM85 92V93H84ZM8 93H7V95H8ZM54 93V94H53ZM59 93V94H58ZM66 93H69V95H67ZM77 93H78V95H77ZM79 93H83L82 94V96H81V94H79ZM88 93V94H87ZM41 94V95H40ZM66 94V95H65ZM84 94L86 95L85 97H83L84 96ZM92 94H90V95H92ZM18 95H19V97H18ZM30 95V96H29ZM34 95V96H33ZM59 96V98H58V96ZM90 95H88V97L90 96ZM39 96H41V98L39 97ZM43 96V97H42ZM46 96V97H45ZM69 96H70V98H69ZM77 96H79L80 98H78ZM112 96H114V95H112ZM120 96V95H119ZM10 97H13V98H10ZM33 97V98H32ZM63 97H65V98H63ZM118 97V96H117ZM1 98H2V100H1ZM5 98V99H4ZM15 98V100L16 101H14L13 99ZM25 98H26V101H25ZM28 98V99H27ZM31 100H30V99ZM39 98V99H38ZM82 98H86V99H83V100H81ZM120 98V97H119ZM7 99V100H6ZM11 99V100H10ZM21 99V100H20ZM33 99V100H32ZM35 99V100H34ZM41 99V100H40ZM45 99V100H44ZM66 99V100H65ZM80 99V100H79ZM92 99V100H91ZM121 99V98H120ZM8 101L7 103H6V101ZM13 100V101H12ZM20 100V101H19ZM24 100V101H23ZM29 100V101H28ZM68 100V101H67ZM86 100V101H85ZM97 100V101H96ZM122 100V99H121ZM125 100V99H124ZM5 101V103H3ZM12 101V102H11ZM65 101V102H64ZM72 101L73 102H76L75 103V105L74 104H71L72 103ZM102 101V102H101ZM14 102V103H13ZM18 102H20V103H18ZM58 102H59V104H58ZM96 102H97V104H96ZM16 103H18L17 104V106H16ZM25 103V104H24ZM68 103V104H67ZM69 103H70V105H69ZM79 103V104H78ZM123 103V105L125 104L124 102H122ZM10 104V105H9ZM62 104H63V106H62ZM89 104V105H88ZM94 104V105H93ZM31 105V106H30ZM56 105H57V107H56ZM66 105V106H65ZM72 105H74V106H72ZM86 105V106H85ZM98 105V106H97ZM120 105V104H119ZM119 105H115V107L117 106V108H118V106ZM122 105V106H123ZM14 106V107H13ZM15 106H16V109H15ZM24 106H25V108H26V110H27V108H28V110L26 111L25 109H24ZM27 106V107H26ZM63 108H62V107ZM67 106H68V108H67ZM94 106H95V108H94ZM4 107V108H3ZM7 109H6V108ZM8 107H9V112L11 113V111H12V113L10 114L9 112H8ZM12 107V108H11ZM65 107H66V109H65ZM69 107H70V109H69ZM77 107V108H76ZM85 107V108H84ZM87 107V108H86ZM97 107V108H96ZM102 107H103V109H102ZM110 107V106H109ZM114 107V108H115ZM31 108V109H30ZM60 108H62V109H60ZM95 109V111H96V113L98 112V114H93V111H94V109ZM117 108H115L114 109V111H116V109ZM126 109V105L125 106H123V109ZM83 109V110H82ZM92 109H93V111H92ZM107 109V108H106ZM120 109H122V108H120ZM7 110V111H6ZM30 110V111H29ZM67 110V111H66ZM70 110V111H69ZM59 111H60V113H59ZM62 111H63V113H62ZM81 111V112H80ZM88 111H89V113H88ZM91 111H92V113H91ZM95 111H94V113H95ZM107 111H108V109H107ZM113 111V112H114ZM124 110H122V112H123ZM7 112V113H6ZM17 112V113H16ZM68 112V113H67ZM69 112H71V114H72V116H73V120L71 119V121H70V118L69 117H67V115L69 116ZM121 112V111H120ZM19 113V114H18ZM59 113V117L58 116H56L57 114ZM91 114V115H90ZM92 114H93V116H92ZM8 115H10V116H8ZM12 115V116H11ZM50 115V116H49ZM54 115V116H53ZM60 115H61V117L63 116V121L61 120V118H60ZM94 115H95V117H94ZM57 117V118H54V117ZM90 116V117H89ZM48 117V118H47ZM53 119H52V118ZM83 117V118H82ZM92 117V118H91ZM96 117H98V119L96 118ZM66 120H65V119ZM68 118V119H67ZM82 118V119H81ZM91 118V119H90ZM101 120H100V119ZM114 118V119H113ZM138 118V117H137ZM4 119V120H3ZM50 119V120H49ZM61 120V122H60V120L57 122V120ZM85 119V120H84ZM87 119V120H86ZM115 119H116V121L117 122H119L118 124L119 125H116L117 124V122L115 121ZM6 120V121H5ZM23 120V121H22ZM45 120H47L46 122H44ZM70 122H69V121ZM81 120V121H80ZM93 120H96V123H95V121H93ZM100 120V121H99ZM110 120V121H109ZM114 120V121H113ZM39 121V123H37ZM67 121V122H66ZM89 121V122H88ZM112 121V122H111ZM131 121V120H130ZM42 122V123H41ZM60 122V123H59ZM63 122V123H62ZM68 123L66 126H65V124L64 123ZM73 122V123H72ZM107 122H108V124H107ZM138 122L139 121H135L134 123L136 124V125H138V127L140 126V124H138ZM44 123H45V125H44ZM94 123V124H93ZM99 123H101L100 124V126H101V130L100 129H98V130H95L94 131V129L96 128H99L97 125L99 124ZM114 123V124H113ZM116 123V124H115ZM130 123V128H131V130H134V133L133 132H131V130H130V128L128 129V134H127V136H129L130 138H131V136L133 137L134 136V139L133 140H135V139H137L135 136H136V134H135V129H132V127H131V122H129ZM39 124H41V125H39ZM62 124H64L63 126H61ZM76 124V125H75ZM107 126H106V125ZM3 125V126H2ZM20 125L21 126H23V127H20ZM38 125V126H37ZM44 125V126H43ZM85 127H84V126ZM91 125V126H90ZM114 125V126H113ZM116 125V126H115ZM4 128V130L1 132V130L3 129L2 127ZM42 128H41V127ZM72 128H71V127ZM102 126H104L105 128L107 127V132H106V129L105 130H103L104 129V127L102 128ZM7 127V128H6ZM37 127V128H36ZM39 127V128H38ZM55 127V128H54ZM57 127V128H56ZM62 127L65 129V130H63L62 129ZM90 127V128H89ZM95 127V128H94ZM112 128V127H117V129L115 128V132H113V130H114V128H112V129H108V128ZM141 127V126H140ZM9 128V129H8ZM10 128H11V130H10ZM22 128V129H21ZM24 128V129H23ZM44 128V129H43ZM67 128V129H66ZM69 128H70V130H72V131H70L69 132ZM120 128H122V130L123 131H121L120 130ZM43 129V130H42ZM57 129V130H56ZM75 129H77V130H75ZM88 129V130H87ZM7 130V131H6ZM10 130V131H9ZM12 130H14V131H12ZM34 130H36V131H34ZM54 130H55V132H54ZM100 130V131H99ZM109 130V131H108ZM5 131V132H4ZM40 131H41V133H40ZM43 131V132H42ZM63 131H64V133H63ZM103 131H105V132H103ZM120 131V132H119ZM34 134H33V133ZM47 132V133H46ZM49 132H50V134H49ZM53 132V133H52ZM68 133L67 134V136H69L68 137V140H67V137L65 136L66 135V133ZM96 132V133H95ZM113 132V133H112ZM119 134H118V133ZM126 132V133H127ZM2 133V134H3ZM31 133H32V135H31ZM38 133V134H37ZM61 133H62V135H61ZM70 133V134H69ZM102 133V134H101ZM110 133V134H109ZM116 133V134H115ZM123 133V134H122ZM9 134H7V135H9ZM45 134V135H44ZM48 134V135H47ZM64 134V135H63ZM72 134V135H71ZM95 134H97L96 136H95ZM100 134H101V136H100ZM104 134V135H103ZM122 134V135H121ZM135 134V135H134ZM6 135V136H7ZM37 135H39L37 138L39 139H37L35 136H37ZM73 135H74V138H73ZM106 135V136H105ZM110 135V136H109ZM115 137H114V136ZM3 136V135H2ZM31 136V137H30ZM43 136H44V138H43ZM49 136V138H51V136H52V138L51 139H49V138H47V137ZM71 136V137H70ZM98 136H99V138H98ZM121 136H122V138H121ZM1 137V136H0ZM25 137V138H24ZM35 137V138H34ZM64 137V138H63ZM65 137H66V139H65ZM129 137H127V139L125 140V141H128V138ZM5 138V137H4ZM31 139H33V140H31V143H30V140ZM43 138V139H42ZM78 140H77V139ZM81 138V139H80ZM95 138V139H94ZM105 138V139H104ZM120 138V139H119ZM13 139V140H12ZM15 139V140H14ZM25 139H26V141H25ZM46 139H47V141H46ZM57 139H58V144L56 145V143H57ZM61 139H64V141L63 140H61ZM34 140H35V143H34ZM36 140H37V142H36ZM43 140V142L40 144V142ZM45 140V141H44ZM56 140V141H55ZM86 142H85V141ZM93 140V141H92ZM120 140V141H119ZM133 140H132V144L133 143H135V141L133 142ZM16 141V142H15ZM38 141H40V142H38ZM61 141V142H60ZM106 141V142H105ZM136 141H138V140H136ZM47 142V143H46ZM51 142V143H50ZM60 142V143H59ZM64 142H65V144H64ZM82 142V143H81ZM111 142V143H110ZM129 142H130V139H129ZM2 143V144H1ZM4 143L6 144V145H4ZM17 145H15V144ZM22 143V144H21ZM26 143H27V145H26ZM33 143V144H32ZM37 143V144H36ZM45 143V144H44ZM77 143V144H76ZM99 145H98V144ZM130 143V144H131ZM63 144V145H62ZM86 144V145H85ZM89 144V145H88ZM95 144V145H94ZM102 144V145H101ZM35 145H37V146H35ZM91 145H92V147H91ZM97 145H98V147H97ZM112 145V146H111ZM117 145V146H116ZM129 145V144H128ZM24 146V147H23ZM26 146H28V147H26ZM31 148H30V147ZM46 146V147H45ZM76 146H77V148H76ZM79 146V147H78ZM90 146V147H89ZM124 146V147H123ZM17 147V148H16ZM22 147H23V149H22ZM26 147V148H25ZM69 147V148H68ZM76 148V149H73V148ZM95 149H94V148ZM119 147V148H118ZM121 147H123V148H121ZM137 147L139 148V149H137ZM13 148V149H12ZM47 148V149H46ZM54 148V149H53ZM58 148H61V149H59L58 150ZM91 149V152H89V153H87L86 152V149ZM117 148V149H116ZM126 148L128 149V151L127 152H130V154H128L126 151L124 152V150H126ZM4 149H5V151H4ZM7 149V150H6ZM19 149H22V150H20L19 151ZM29 149V150H28ZM65 149V150H64ZM73 149V150H72ZM82 149V150H81ZM120 149H122V152H121V150ZM85 150V151H84ZM94 150H95V152H94ZM103 150V151H102ZM111 150V151H110ZM135 150V151H134ZM139 150H141V153H140V151ZM8 151V152H7ZM17 151L19 152V153H17ZM30 151V152H29ZM102 151V152H101ZM107 151V152H106ZM113 151V152H112ZM118 151H120V152H118ZM139 151V152H138ZM7 152V153H6ZM21 152H23V153H21ZM56 152V153H55ZM75 152V153H74ZM81 152V153H80ZM6 153V154H5ZM10 153V154H9ZM15 153H17V154H15ZM100 153H102V154H100ZM104 153V154H103ZM118 153V154H117ZM127 153V154H126ZM133 153V154H132ZM136 153V154H135ZM138 153V154H137ZM25 154V155H24ZM75 154V155H74ZM82 154V155H81ZM88 154V155H87ZM89 154H91V155H89ZM97 154H98V156H97ZM112 154H114V155H112ZM140 154V155H139ZM102 155H104V156H102ZM119 155V156H118ZM122 155V156H121ZM130 155V156H129ZM143 155V156H142ZM22 156V157H21ZM30 156V157H29ZM82 156V157H81ZM90 156V157H89ZM115 156V157H114ZM117 156H118V158H117ZM126 156V157H125ZM142 156V157H141ZM85 157H87V158H85ZM110 157H111V159H110ZM120 157L121 158H123V159H120ZM128 157H130L129 159L130 160H128ZM27 158H29V159H27ZM80 158H81V160H80ZM84 158V159H83ZM95 158V159H94ZM114 158H115V162L114 161H112V159L114 160ZM134 160V161H132V159ZM60 161H59V160ZM87 159V160H86ZM117 159H119V160H122V162H123V160L125 161V162H127V163H124L123 164V166L124 165H126V167H125V169H124V167L122 166V162H119ZM127 159V160H126ZM141 159V160H140ZM93 160H94V162H93ZM97 160V161H96ZM26 161H28V163L26 162ZM57 161V162H56ZM80 161V162H79ZM84 163H83V162ZM107 161V162H106ZM111 161V162H110ZM129 161H130V164L132 165V167H133V170L131 169V167H128L127 168V165H128V163H129ZM76 162V163H75ZM79 162V163H78ZM88 162H90L89 164H88ZM99 162L101 163V164H99ZM110 162V163H109ZM118 162V163H117ZM9 163V164H8ZM87 163V164H86ZM93 163H95V164H98V167H99V169H101V170H95V172L93 171L94 169H93V167L91 168V166L92 165H90V164H93ZM105 163V164H104ZM109 163V164H108ZM113 163V164H112ZM25 164V165H24ZM63 164H65V165H63ZM80 164V165H79ZM112 164V165H111ZM6 165V166H5ZM88 165V166H87ZM90 165V166H89ZM68 166V167H67ZM74 166V167H73ZM78 166V167H77ZM102 166V167H101ZM59 167H60V169H59ZM97 167V166H96ZM97 167V168H98ZM107 167V168H106ZM110 167V170L108 169ZM118 167V168H117ZM123 167V170L121 171V168ZM57 168V169H56ZM72 168V169H71ZM75 168V169H74ZM86 168V169H85ZM8 169V170H7ZM59 169V170H58ZM67 169V170H66ZM108 169V170H107ZM129 169H131L130 170V175H129V172L128 173H126V174H124L125 172L124 171H127V170ZM11 170V171H10ZM62 170V171H61ZM67 172H66V171ZM103 170H104V172H103ZM106 170V171H105ZM4 171V172H3ZM46 171V172H45ZM60 171V172H59ZM74 171H76V172H74ZM85 171V172H84ZM89 171V172H88ZM110 171V172H109ZM112 171H114V172H112ZM119 171V172H118ZM133 171V172H132ZM2 172L4 173V174H2ZM41 172V173H40ZM78 172V173H77ZM92 172H94L93 174H92ZM99 172V173H98ZM109 172V173H108ZM117 172H118V177H117ZM124 172V173H123ZM40 173V174H39ZM64 173V174H63ZM77 175H76V174ZM84 173V174H83ZM89 173V174H88ZM105 173V174H104ZM114 173H115V175H114ZM63 174V175H62ZM79 174H80V176H79ZM107 174H108V176H107ZM119 174H120V176H119ZM132 174V175H131ZM133 174L135 175V176H133ZM139 174V175H138ZM23 176V177H21V176ZM82 175V176H81ZM114 176V177H112V176ZM123 177H122V176ZM20 176V177H19ZM102 176V177H101ZM106 176V177H105ZM137 176V177H136ZM139 176V177H138ZM10 177H11V179H10ZM65 177V178H64ZM72 177V178H71ZM77 177V178H76ZM81 177V178H80ZM128 177V178H127ZM134 177H136V178H134ZM14 178V179H13ZM23 178V179H22ZM46 178V179H48V180H46L45 179V181H44V179ZM113 178H114V180H113ZM119 178H120V180H119ZM124 178V179H123ZM139 178H141L140 180H138ZM13 179V180H12ZM26 179V181H24L25 182V184H24V182L23 181H21V180H25ZM42 179V180H41ZM66 179V180H65ZM68 179V180H67ZM82 179V180H81ZM92 179V180H91ZM110 179H111V181H110ZM126 179V180H125ZM130 179V180H129ZM8 180V181H7ZM11 180H12V182H11ZM14 180L15 181H17L16 182V184L14 183ZM28 180V181H27ZM73 180H75V181H73ZM102 182H101V181ZM107 180H109V181H107ZM118 180H119V182H118ZM146 180V181H145ZM7 181V182H6ZM63 181V182H62ZM77 181V182H76ZM138 181V182H137ZM20 182V183H19ZM34 184H33V183ZM48 182V183H47ZM50 182V183H49ZM61 182V183H60ZM96 182V183H95ZM109 182V183H108ZM113 182V183H112ZM146 183V185H145V183ZM27 183V184H26ZM38 183L40 184L39 186H38ZM80 183V184H79ZM98 183V184H97ZM123 183V184H122ZM138 183V184H137ZM141 183V184H140ZM13 184V185H12ZM15 184V185H14ZM22 184V185H21ZM24 184V185H23ZM50 184V185H49ZM70 184V185H69ZM110 184V185H109ZM122 184V185H121ZM8 185V186H7ZM10 185V186H9ZM13 187H15V188H17V190H15L14 188H12V186ZM21 185V186H20ZM25 185H28V186H25ZM30 185V186H29ZM45 185V186H44ZM54 185V186H53ZM117 185V186H116ZM134 185V186H133ZM143 187H142V186ZM18 186H20V187H18ZM33 188H32V187ZM43 186V187H42ZM53 186V187H52ZM99 186V187H98ZM101 186V187H100ZM103 186V187H102ZM122 186H125V187H122ZM129 186V187H128ZM147 186V187H146ZM11 187V188H10ZM25 187H27L28 188V190H27V188H25ZM70 187V188H69ZM75 187V188H74ZM80 187V188H79ZM98 187V188H97ZM124 188V189H120V188ZM141 187V188H140ZM21 188H23V189H21ZM25 188V189H24ZM31 188V189H30ZM85 188V189H84ZM116 188V189H115ZM8 189H11V190H9L8 191ZM48 189V190H47ZM62 189V190H61ZM67 189V190H66ZM69 189V190H68ZM78 189V190H77ZM82 189V190H81ZM101 189V190H100ZM142 189V190H141ZM26 190V191H25ZM53 190V191H52ZM61 190V191H60ZM73 190L75 191V192H77L76 194H75V192H73ZM81 190V191H80ZM83 190H85V191H83ZM116 190V191H115ZM122 191V192H120L121 193V195L119 196L120 198V203L119 202H117V198H115L116 197V192L117 191ZM11 191H13V193H11ZM16 191V192H15ZM41 191V192H40ZM48 191V192H47ZM60 191V192H59ZM101 191V192H100ZM114 191V192H113ZM8 192V193H7ZM37 192V193H36ZM68 192V193H67ZM82 194H81V193ZM84 192V193H83ZM98 192V193H97ZM103 192V193H102ZM106 194H108V195H110L111 196V201H106V196H105V198H104V194L105 193ZM14 193H15V195H17V198H16V196H14L15 198V201H14V203L12 202V200H13V198H12V196L14 195ZM80 193V194H79ZM86 193H87V195H88V197H87V195H86ZM115 193V194H114ZM9 194H12V196L11 195H9ZM22 194H24L23 196H22ZM58 194V195H57ZM61 194H62V196H61ZM101 194H102V196H101ZM27 195V196H26ZM68 195V196H67ZM78 195V196H77ZM82 195V196H81ZM85 195V196H84ZM97 195V197L96 198H94L95 196ZM113 195V196H112ZM122 195H124V196H122ZM9 196H11V199L12 200H9V202L11 201L12 203H13V205H12V203H11V209L9 208V210H8V207H7V209H6V205L8 204L7 203V200L10 198ZM80 196V197H79ZM99 196V197H98ZM30 197V198H29ZM54 197V198H53ZM70 199H69V198ZM77 197V198H76ZM84 197V198H83ZM7 198V199H6ZM20 198V199H19ZM23 200H22V199ZM76 198V199H75ZM87 198H89V200H93V199H95L96 200V202L95 201H92L91 203L92 204H94L93 206L95 207V209H89L88 207L85 209L84 207L85 206H87L88 204H89V201L87 200ZM98 198V199H97ZM122 198V199H121ZM124 198H126V199H124ZM18 199H19V202H18ZM80 199V200H79ZM28 200V201H27ZM67 200V201H66ZM73 200H74V202H73ZM81 200H85V201H82L83 203L85 202L86 204H87V202H88V204L87 205H85V203L83 204L82 202H81ZM98 200V201H97ZM125 202H124V201ZM130 202H129V201ZM35 201V202H34ZM104 201H106V202H104ZM41 202H43V203H41ZM111 202V203H110ZM115 202V203H114ZM126 202H128V203H126ZM5 203H6V205H5ZM58 203V204H57ZM61 203V204H60ZM108 203V204H107ZM132 203V204H131ZM134 203V204H133ZM22 204V205H21ZM63 204V205H62ZM72 204H73V206H72ZM92 204H89L88 206L90 207H92ZM97 204H99V206L97 205ZM106 205V207H107V211H108V213H111L110 214V216L109 215H107L108 213H107V211L105 210V206L104 205ZM117 204V205H116ZM38 205V206H37ZM51 205V206H50ZM81 205V206H80ZM96 205V206H95ZM109 205H110V207H109ZM8 206H9V204H8ZM15 206V207H14ZM18 206H20L21 208L20 209H17L16 210V208L18 207ZM70 206V207H69ZM100 206H101V208H100ZM3 207H4V209H3ZM25 207V208H24ZM50 207V208H49ZM68 207H69V209H68ZM74 207V208H73ZM117 207V208H116ZM19 208V207H18ZM33 208V209H32ZM67 208V209H66ZM80 208V209H79ZM93 208V207H92ZM103 208V210H100V209H102ZM109 208V209H108ZM119 208V209H118ZM6 209V210H5ZM25 209V210H24ZM30 209H31V211H30ZM62 209V210H61ZM83 209H85L84 211H83ZM2 210H5L4 212L2 211ZM7 210H8V215H7ZM16 210V212H13V211H15ZM24 212V213H22V211ZM67 210V211H66ZM75 210H77V211H75ZM91 210V211H90ZM113 210H114V212H115V214H116V216H114L112 213H113ZM120 210V211H119ZM19 211V212H18ZM100 211H102V212H100ZM4 213V214H2L1 215V213ZM6 212V213H5ZM10 212V213H9ZM27 212V213H26ZM35 212V213H34ZM66 212V213H65ZM69 212V213H68ZM98 214H97V213ZM74 213V214H73ZM79 213V214H78ZM83 213V214H82ZM87 213H88V215H87ZM107 213V214H106ZM118 213V214H117ZM11 214V215H10ZM20 215V216H17V215ZM29 216H28V215ZM71 214V215H70ZM102 214V215H101ZM107 215V218H109L110 217V219L111 220H108V221H106L107 220V218H106V215ZM124 216H123V215ZM25 215V216H24ZM27 215V216H26ZM68 215V216H67ZM74 215V216H73ZM79 215V216H78ZM86 215V216H85ZM101 215V216H100ZM8 216V218H7V220H6V217ZM15 216V217H14ZM23 216V217H22ZM35 216V217H34ZM81 216V217H80ZM98 216V217H97ZM104 217V219H100V218H103ZM109 216V217H108ZM120 216V217H119ZM22 217V218H21ZM25 217V218H24ZM79 217V218H78ZM89 217V218H88ZM114 217H115V219H114ZM2 218V219H1ZM11 218V219H10ZM15 218V219H14ZM20 218V219H19ZM31 218H33L32 220H31ZM72 218V219H71ZM78 218V219H77ZM87 218H88V220H87ZM8 219H9V221H8ZM18 219V220H17ZM23 219V220H22ZM27 219V220H26ZM34 219H37V220H34ZM41 219V220H40ZM85 219V220H84ZM117 219V220H116ZM15 220V221H14ZM30 220H31V225L28 223V221L30 222ZM34 220V221H33ZM73 220H76V221H73ZM81 220H83V221H81ZM4 221V222H3ZM16 221H18V223H21V222H23V223H21V224H18V227L16 226V224H15V222ZM21 221V222H20ZM101 221V222H100ZM104 221H106V222H104ZM33 222V223H32ZM85 222V223H84ZM108 222V223H107ZM119 222V223H118ZM7 223V224H6ZM37 224V226H36V224ZM40 223L42 224V225H40ZM75 223V224H74ZM106 223L108 224V225H106ZM4 224H6V225H4ZM9 224V225H8ZM14 224H15V226H14ZM27 224V226H26V228H24V226ZM29 224V225H28ZM35 224V225H34ZM3 225V226H2ZM11 225H12V228H11ZM20 225H23L22 227H21V230H20V228H19V226ZM55 225V226H54ZM89 225V226H88ZM95 225V226H94ZM119 225H120V227H119ZM14 226V227H13ZM33 226H35L36 227V229L33 227ZM94 226V228H92V227ZM7 227V228H6ZM33 227V228H32ZM41 229H40V228ZM58 227V228H57ZM71 227V228H70ZM90 227V228H89ZM98 227V228H97ZM100 227V228H99ZM17 228V229H16ZM28 228V230H26ZM38 228V229H37ZM61 230H60V229ZM34 231H33V230ZM65 229H67V230H65ZM72 231H71V230ZM96 229H97V231H96ZM9 231V232H7V231ZM17 230H20V231H17ZM109 230V231H108ZM16 233V235H18V237H16L15 235L13 236L12 235V233H14V232ZM18 233H17V232ZM25 231H27V233H25ZM42 231V232H41ZM66 231H70V232H66ZM74 231V232H73ZM83 231V232H82ZM85 231V232H84ZM4 232H5V234H7L6 236H5V234H4ZM21 232V233H20ZM29 232L31 233V236H30V234H29ZM36 232H37V234H36ZM55 232V233H54ZM65 232V233H64ZM75 232H77V233H75ZM120 232H122V233H120ZM3 233V234H2ZM14 233V234H15ZM19 233L21 234V238H20V235H19ZM60 233H64V234H60ZM110 233V234H109ZM10 234V235H9ZM26 234L27 235H29V238H28V236L26 237ZM58 234V235H57ZM74 234V235H73ZM66 235V236H65ZM76 235V236H75ZM110 235V236H109ZM112 235V236H111ZM4 236V237H3ZM11 236H13V238L11 237ZM92 236V237H91ZM1 237L2 238H4V240H2L1 239ZM65 237V238H64ZM67 237V238H66ZM96 237V238H95ZM113 237V238H112ZM27 240H25V239ZM32 238V239H31ZM37 238V239H36ZM64 238V239H63ZM70 238V239H69ZM94 238V239H93ZM124 238V239H123ZM7 239V241H5ZM17 239V241H15ZM29 239H30V241H29ZM42 239V240H41ZM70 241H69V240ZM74 239V240H73ZM105 239V240H104ZM107 239V240H106ZM117 239V240H116ZM64 240V241H63ZM79 240V241H78ZM101 240V241H100ZM109 240H111V241H113V246H111V244H110V242L111 241H109ZM5 243H4V242ZM21 242V243H18V242ZM26 242L25 244H24V242ZM35 241H36V243H35ZM38 241V242H37ZM93 241V242H92ZM105 241H107L108 243H105ZM116 241V242H115ZM120 241V242H119ZM32 242H33V244H32ZM96 242H98V243H96ZM6 243H8V244H6ZM13 243V244H12ZM40 243V244H39ZM92 243V244H91ZM100 243H102V245H105L104 247L102 246V248L100 249V251H98V249H96L99 245H100ZM133 245H132V244ZM10 244V245H9ZM15 244V245H14ZM21 244V245H20ZM23 244V245H22ZM55 244V245H54ZM62 244V245H61ZM81 244V245H80ZM109 244V245H108ZM4 245V246H3ZM58 245V246H57ZM68 245V246H67ZM6 246V247H5ZM19 247V248H17V247ZM72 246V247H71ZM89 246H91V247H89ZM106 246H109V248L108 247H106ZM116 246V247H115ZM137 246V245H136ZM14 247V248H13ZM21 247V248H20ZM62 247H63V249H62ZM89 247V248H88ZM96 247V248H95ZM106 247V248H105ZM6 250H5V249ZM4 249V250H3ZM15 249H17L18 251H19V253H18V251L17 250H15ZM23 249H25L26 251H24ZM66 249V250H65ZM90 249H91V252H90ZM11 250V251H10ZM73 250V251H72ZM95 250V251H94ZM150 250V249H149ZM3 251H5L6 253H3ZM17 251V252H16ZM20 251H21V253H20ZM28 251V252H27ZM54 251V252H53ZM151 251V250H150ZM10 252V253H9ZM26 253V255H25V253ZM97 252V253H96ZM100 252V253H99ZM104 252V253H103ZM143 251H141V253H142ZM15 253V254H14ZM38 253V254H37ZM60 253V255H61V257H59V256H57V257H55L56 255H58V254ZM62 253V254H61ZM64 253V254H63ZM75 253V254H74ZM114 253V254H113ZM4 254V255H3ZM6 254V255H5ZM20 256H19V255ZM21 254H22V256H21ZM30 254V255H29ZM49 254V255H48ZM69 254V255H68ZM77 254H78V257H77ZM94 254H98L97 256L96 255H94ZM150 254V253H149ZM10 255H12L13 257H11ZM39 255V256H38ZM74 255H75V257H74ZM16 258H15V257ZM25 256V257H24ZM28 256V257H27ZM35 256V257H34ZM47 256V257H46ZM84 256V257H83ZM87 256V257H86ZM99 256H100V258H99ZM108 256V257H107ZM117 256V257H116ZM19 257V258H18ZM21 257V258H20ZM86 257V258H85ZM116 257V258H115ZM7 258V259H6ZM36 258H38V259H36ZM67 258V259H66ZM79 258V259H78ZM126 258V259H125ZM140 258V257H139ZM5 259H6V261H7V263H6V261H5ZM24 259V260H23ZM39 259H40V261H39ZM73 259V260H72ZM82 259H83V261H82ZM109 259V260H108ZM10 260V261H9ZM22 260V261H21ZM36 260H37V262H36ZM75 260V261H74ZM86 260V261H85ZM125 260V261H124ZM1 261V262H2ZM17 261V262H16ZM20 261H21V263H20ZM46 261V262H45ZM51 261V262H50ZM74 261V262H73ZM90 261V262H89ZM137 261H139L140 262V260H137ZM136 261V262H137ZM50 262V263H49ZM62 262V261H61ZM80 262V263H79ZM122 262V263H121ZM125 262V263H124ZM130 262V261H129ZM58 264V262H55V264ZM138 263V262H137ZM141 263V262H140ZM139 263V264H140ZM0 264H2V263H0ZM12 264V263H11ZM59 264H61V263H59Z\"/></svg>", "mask_w": 264, "mask_h": 264}]
</instances>
